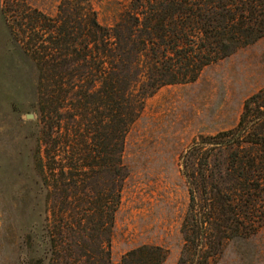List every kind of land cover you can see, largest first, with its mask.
I'll use <instances>...</instances> for the list:
<instances>
[{"label": "trees", "instance_id": "1", "mask_svg": "<svg viewBox=\"0 0 264 264\" xmlns=\"http://www.w3.org/2000/svg\"><path fill=\"white\" fill-rule=\"evenodd\" d=\"M0 17L37 75L24 160L41 225L25 264H162L158 246L111 258L126 136L159 89L193 82L263 38L264 0H128L110 26L93 0H59L53 17L27 0H1ZM206 141L209 150L194 143L181 157L190 203L176 264H211L258 212L264 87L244 101L234 130Z\"/></svg>", "mask_w": 264, "mask_h": 264}, {"label": "rangeland", "instance_id": "2", "mask_svg": "<svg viewBox=\"0 0 264 264\" xmlns=\"http://www.w3.org/2000/svg\"><path fill=\"white\" fill-rule=\"evenodd\" d=\"M127 1L93 0L98 21L112 25ZM27 3L53 17L59 0ZM11 41L0 17V264H25L28 239L41 225V199L28 191L24 160L37 75ZM263 87L264 37L207 66L195 81L162 87L145 101L125 139L128 176L111 235L114 263L144 245L165 250L162 264L177 263L190 203L181 157L194 143L204 152L211 148L206 139L234 130L244 101ZM259 200L242 235L225 242L211 264H264V194Z\"/></svg>", "mask_w": 264, "mask_h": 264}, {"label": "water", "instance_id": "3", "mask_svg": "<svg viewBox=\"0 0 264 264\" xmlns=\"http://www.w3.org/2000/svg\"><path fill=\"white\" fill-rule=\"evenodd\" d=\"M33 115L32 114H28V115H26V118L28 119V120H32L33 119Z\"/></svg>", "mask_w": 264, "mask_h": 264}]
</instances>
